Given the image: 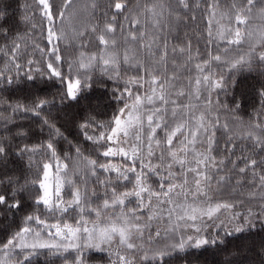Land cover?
<instances>
[{
  "label": "snow or ice",
  "instance_id": "1",
  "mask_svg": "<svg viewBox=\"0 0 264 264\" xmlns=\"http://www.w3.org/2000/svg\"><path fill=\"white\" fill-rule=\"evenodd\" d=\"M35 2L47 23L44 31L50 47L34 45L45 57L44 63L34 69L39 62L27 60V71L21 76L24 66L18 60L23 37L13 38L0 52L16 72L0 71V88L35 82L36 73L41 83L58 84L61 110L77 109L70 121L104 159L85 156L76 146L78 171L70 174L51 139L36 146L16 147L21 157L29 154V167L37 153L50 159L37 165V178L31 182L21 183L19 177L6 173L0 176V231L7 233L0 241V264H33V257L41 254L45 258L60 256L63 264H89L88 252L107 254L110 264H136L138 260L169 264L166 258L189 248L208 251L215 246L222 250L221 233L243 234L257 224L264 228V125L252 124L237 136L227 123L221 126L219 117L213 116L219 100L211 98L216 90L228 87L225 74L212 71L214 64H223L228 71L258 68L264 77V0H240L228 13H220L219 19V0L207 3L206 45L216 41L217 53L208 51L202 56L198 48L194 52L189 40L172 47L171 61L167 36L186 19L195 21V15L188 13L200 8V0H108L100 20L96 19L97 0H89L82 9L77 8V0H63L59 6L54 0ZM81 15V27H71L72 20ZM225 18L227 25L221 23ZM256 20L259 26H254ZM36 27L33 23L32 28ZM90 35L102 46L99 52L80 50L76 59L66 61L60 43L72 47L80 40L79 49H84ZM219 42L226 46L220 49ZM244 44L246 51L228 57L227 46ZM97 67L115 83L111 99L117 107L107 121L79 111L83 94L92 88V70ZM192 72L195 75L183 82V74ZM257 93L264 106V83ZM56 107L55 98L37 97L30 106L17 102L0 108V119L5 126L13 123L16 137H27L28 132L15 124L14 116L3 113L10 109L13 114L41 117L45 109L51 115ZM42 125L67 139L52 120L43 118ZM221 127V136H226L223 147L217 137ZM237 139L251 141V151L245 155L247 150L242 149V154L232 159ZM12 147L11 140L0 139V164L6 163ZM249 172L250 179H245ZM90 182L99 189L90 187ZM245 185L250 189L246 196L238 190ZM229 189L237 195L222 199ZM26 197L32 200L27 207L38 210L42 205L45 216L55 218L54 222L35 211L26 212ZM22 212L25 214L16 223L15 217ZM9 215L12 222L5 223ZM154 221L164 225L163 235L172 243L152 247L153 241L160 244L162 235L159 228L150 230Z\"/></svg>",
  "mask_w": 264,
  "mask_h": 264
},
{
  "label": "trees",
  "instance_id": "2",
  "mask_svg": "<svg viewBox=\"0 0 264 264\" xmlns=\"http://www.w3.org/2000/svg\"><path fill=\"white\" fill-rule=\"evenodd\" d=\"M89 0H77V8H83ZM99 8L96 12V19H101V14L106 10L108 0H97ZM144 0H141L143 3ZM161 2H166V0H161ZM212 2V0H200V8L195 9L193 12H189L188 16L195 15V21L186 19L177 29L172 31L168 36V47H169V60L172 59L171 49L187 41H191L193 50L198 48L201 55H207L208 51H212L216 54L218 51L217 42L211 46L206 45L207 38V21L208 14L206 11L207 3ZM55 5L59 6L63 3V0H54ZM233 3H240V0H219V8L217 9V19H219L220 13H228L230 11V6ZM27 17L28 19H25ZM84 20V15L77 17L72 20L71 27L79 29L81 27V21ZM95 22V21H93ZM35 23L37 27L32 28V24ZM59 21L57 24L59 25ZM222 24L227 25L229 22L227 18L221 21ZM254 26H259L260 21L256 20L253 22ZM234 26V23H233ZM47 27L46 21L43 19L41 12L39 11L38 5L35 0H0V48H4L6 45H10L11 40L17 36L23 37L19 42L21 43V54L19 56L18 62L24 67L21 69V76L27 71V60L32 59L33 61L39 62V64H34L35 69L38 66H42L45 57L40 53L39 49L35 48V44H39L40 47L47 49L50 47L46 39V32L44 29ZM71 27L66 24V31H68L69 36H71ZM213 30L215 31V23L213 24ZM118 42L123 44L122 40L117 33ZM87 46L84 49H79L80 40L74 42L72 47H65V43H60L61 53L65 60H74L79 56V51L83 50L86 54L98 53L100 46L98 41L94 36H89L84 41ZM226 45L224 42H219V48L223 49ZM229 47L228 57H234L238 54H242L247 50V44L242 46L231 45ZM223 55V53H221ZM179 59V57H177ZM8 58L0 52V71L6 74L15 75V68L11 67L7 63ZM83 71V70H81ZM169 73L172 71L171 63H169L168 68ZM212 71L219 75L223 72L228 81V87L225 90H216L212 93V100L215 102L219 100V106L216 111L213 112V116L219 117L220 125L227 123L229 128L239 136L242 132L247 130V128L252 125L259 123L264 125V106L260 103V97L258 96L257 89H259L261 83H264V77L260 76L259 69L248 70L247 68H241L238 71L232 70L228 71L223 64H214ZM37 80L35 82L19 83L13 85L5 84L3 88H0V108L7 107L9 103L15 105L17 102L31 105L32 99H49L55 98L57 107L51 110V115H49L48 109H45L41 117L33 116L31 113L23 114L16 113L13 114L11 110L4 112L3 115L6 117H13L15 124L22 125L23 128L28 132L27 137H16L15 127L13 123H8L5 126L2 119H0V139L11 140L12 141V152L9 155L5 164H0V176L5 173L13 178L19 177L20 182L25 181L31 182L37 178L38 170L37 165L43 162H48L50 157L42 153H37L32 156V167H29V154H24L23 157L20 156L16 147H23L25 144L31 146L40 145L46 143L50 139L56 146L57 154L61 160L68 164L69 173L77 172L78 158L76 156L75 147L79 146L81 151L85 156H90L93 159H104L99 157L98 153L95 151V146L90 141H86L83 134L80 132L76 124H73L69 117L77 111V109H63L59 104V92L60 88L58 84H53L52 82L41 83L39 74L36 73ZM189 75L194 76L195 73L192 72L184 73L182 76V81L186 83ZM92 88L86 90L83 94L84 99L81 100V105L79 111L83 115H88L89 113L97 115V119L107 121L111 118L113 112L117 105L111 99L112 91L115 88V83L103 76L100 68H94L92 70ZM205 95H207L205 93ZM239 104V108L236 104ZM227 105V107H224ZM87 109V111H84ZM92 109L96 111L93 113ZM68 113L66 116L65 113ZM48 118L52 120L57 126H61V131L67 139L60 136H55L50 133L46 125H42V119ZM11 129V131H9ZM91 134V130H89ZM223 132L222 127L217 132V137L220 139L221 147H223L224 139L226 136H221ZM69 141L71 143H69ZM237 148L235 149V155L232 159H236L242 154V149H246L243 154H248L251 151L249 145L251 141H241L236 140ZM219 158V153H217ZM259 159V155L256 156ZM52 162V161H51ZM80 163V167H83V163ZM239 166H243L242 162H238ZM230 167V166H229ZM74 180H78V176H73ZM251 173L249 172L245 179H250ZM94 179V178H93ZM155 180V178H153ZM82 186V185H81ZM90 187H97L90 182ZM156 184H153L155 187ZM38 187V186H37ZM3 188L0 187V191ZM123 191V188L119 189ZM243 191L245 196L250 190L247 185L242 186L238 189ZM35 192V189H34ZM237 195L235 192L225 190L222 199H230ZM67 189L65 190V199H67ZM26 199V212H34L40 214L42 218L49 219V222H54L55 218L45 216V210L41 205L38 210H34L31 207H27L28 204L32 203V200L28 197ZM2 212V210H0ZM25 213H19L16 217V223H20L21 218ZM74 215V214H73ZM12 217L9 218L5 223H11ZM69 222H72L70 219ZM7 233L0 231V241H3ZM224 243L220 244V251L216 249L215 246L209 248L208 251L204 249H193L189 248L182 253H174L172 257L166 258L169 260V264H227L228 261H232V264H261L264 260V228L259 224L256 225L249 232L243 234H236L232 236H224ZM160 244H152V247L163 246L165 243H171L168 238L159 239ZM45 252L47 250H44ZM86 255L89 258V264H110V258L107 254L88 252ZM114 259V257H112ZM33 264H63V259L60 256L49 254L47 258L43 254L38 257H33ZM136 264H152L151 260L140 262L139 260Z\"/></svg>",
  "mask_w": 264,
  "mask_h": 264
},
{
  "label": "rangeland",
  "instance_id": "3",
  "mask_svg": "<svg viewBox=\"0 0 264 264\" xmlns=\"http://www.w3.org/2000/svg\"><path fill=\"white\" fill-rule=\"evenodd\" d=\"M52 163H53V165H55V161H52ZM71 174V173H70ZM72 178L74 179V177L72 176ZM145 216H146V214H145ZM157 228H159L160 230H161V232H162V235H161V237L159 238V239H164V238H167V237H165L164 235H163V230H164V225L163 224H157L155 221L154 222H152V228L150 229L151 231H155ZM42 235H44L43 233H42ZM45 238H47V237H45ZM179 237L177 236V239H178ZM173 241L171 240V243H172ZM155 243V241H153V244ZM146 247H147V245H146Z\"/></svg>",
  "mask_w": 264,
  "mask_h": 264
}]
</instances>
